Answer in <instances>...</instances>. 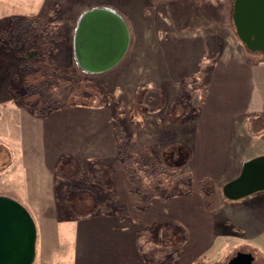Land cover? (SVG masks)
<instances>
[{"label":"rangeland","instance_id":"374dc122","mask_svg":"<svg viewBox=\"0 0 264 264\" xmlns=\"http://www.w3.org/2000/svg\"><path fill=\"white\" fill-rule=\"evenodd\" d=\"M233 6L234 0H0V31L13 26L9 18L26 13H33L57 27L56 54L50 60L57 69L55 79H64L65 69L72 68L83 80L101 87L100 100L104 104L98 107L110 115L108 123L111 124L115 144L113 113L121 109L122 148L127 146L128 153L143 150L171 169L178 168L181 174L189 173L191 192L182 195L191 194L193 189L200 193L199 183L203 179L211 181L213 193L200 194L206 204L210 203L208 207L213 204L209 216L212 221H208L207 227L192 230L191 234L196 236L191 235L192 242L185 249L178 250V233L176 236L173 232H160L153 225L138 227L136 236L148 228L153 244L173 250L174 256H167L164 264H183L192 252H197L195 257L204 253L209 264H229L238 253L249 255L251 264H264V229L235 228L239 224L233 223L234 212L225 210L227 200L222 194V186L228 182L225 177L232 172L234 161L237 158L239 161L245 153H264V137L253 139L243 127L248 115L242 114L234 122L223 161L216 129L207 134V138L212 136L207 149H202L197 143L194 151L192 124L201 105L193 102L194 97L186 92L184 82L186 78L195 80L191 76L201 72L204 74V88L212 80L214 94L210 91V101L204 108L209 111L220 104L216 91L219 83L223 84L222 80L226 85L229 80H264V51H250L239 39L232 18ZM98 8L114 10L122 18L128 31V46L113 67L91 72L81 66L77 57L76 32L81 16ZM19 35L13 28L8 30L11 38H19ZM233 56L242 58L248 65L225 64ZM252 62L260 64L255 66ZM38 64L45 65L40 60ZM17 72V60L12 53L0 48V195L22 200L27 197L24 190L27 180L40 174L39 166L27 170L29 159L33 158L32 152L43 144L53 154L59 140L53 129H32L38 126L46 128L55 122L45 117L49 113L44 118L34 116L26 106L24 97L27 90L14 76ZM190 88L192 91L199 89L195 85H190ZM61 148L64 149L65 144ZM114 154L110 160L103 161L68 158L76 164V174L62 177L60 171L56 173L55 179L60 180L55 184L57 200L65 210L57 202L58 215L55 223L51 220L55 230L51 225L49 230L43 225L38 228L42 216L34 206L33 215L38 221L34 218L37 239L32 264H73L74 228L65 224L62 218L77 220L93 214L90 213L92 206L97 200L109 199L110 190L117 200L114 204L121 208L120 219L127 222L125 224L131 223L112 188L116 174L122 171L117 145ZM61 161L64 162L63 159ZM62 188L66 191L63 195ZM130 193L140 199L142 209L153 198L146 200ZM158 195L161 194L155 196ZM119 207L117 211H120ZM136 210L142 212L136 207L133 219L137 217ZM224 217L227 218L226 223ZM204 233L208 234L210 242L211 234L215 235L208 250H202L204 245L198 246L204 237H197Z\"/></svg>","mask_w":264,"mask_h":264},{"label":"crops","instance_id":"0c3cea01","mask_svg":"<svg viewBox=\"0 0 264 264\" xmlns=\"http://www.w3.org/2000/svg\"><path fill=\"white\" fill-rule=\"evenodd\" d=\"M245 62L242 58L233 56L225 64L232 63L245 67L248 65V62ZM259 64L252 62V65L255 66ZM222 82L223 84L219 83L216 91L219 95L220 104L215 110L208 111L204 110V108L207 102L210 101V91L214 94L215 89L211 85L212 80H209L205 86L200 110L192 124V146L194 151L197 143L202 146V149H207V145L212 139V136L207 138V134L211 130L216 129L221 161H223L224 154L228 151L231 132L234 129L233 125L237 118L242 114L248 115L243 126L247 128V131L250 129L251 115L261 116L264 120V80H229L230 83L228 85L225 84V80H222ZM45 117H49L50 121L55 123L46 128L38 126L32 129H38L39 131H43V129L51 131L53 129L57 141L59 140L56 150L52 154L49 152L50 149L43 146V144H41V148L38 147L34 150L31 154L33 158L30 157L29 159L27 170L29 171L32 170V167L36 166L38 168L39 166L40 174L30 178L29 181L27 180L24 187L27 197L23 194L26 199L19 200L11 196L8 197L22 204L32 215L33 220L35 218L38 221L33 215L36 210L34 206H36L38 210L36 212L42 216L41 221L38 222V228L43 225V228L46 227V229L50 230V225L52 226L51 220L55 223L58 215V198L55 184L59 179H55L56 173L63 170L71 162L70 160L75 158L96 161L110 160L109 157L111 158L115 155L114 147L116 144L111 124H109L110 115L101 107L70 105L66 108L52 111ZM250 135L253 139H262L264 137V129L259 134ZM200 137L203 139H200ZM65 140L68 143H65ZM62 144L63 146L65 144L64 149L61 148ZM45 151L48 153L45 154ZM258 156H264V153L250 152L241 155L239 161L237 158V161L235 160L233 163L232 172L225 177V181L237 177L241 171L242 164ZM62 159L64 162L61 161ZM112 188L116 192L115 196L119 200L118 203L124 206L126 214L132 220L131 223L125 224L127 222H123V219H120L118 215L110 213L89 214V216H81L77 220L62 218V220H65V224H69L70 227L73 226L74 228V237H72L73 264H142V258L138 254L135 245L136 233L142 226L153 225V227H158L160 232L165 230L168 233L173 232L175 235L178 233L180 235V247H178V250L179 248L183 250L192 242V237L196 236L191 234L193 233L192 230L194 228L207 227L208 221L209 223L212 221L209 216L213 204L208 207L205 198L197 189H193L189 195H177L170 198H165L161 195L155 196L142 209L143 204L140 199L134 197L126 188L122 171L116 174ZM58 203L60 204L61 201ZM60 207L63 211L65 210L62 204H60ZM134 207L135 209L139 207L142 210V212L136 210V219H133L134 216H132L135 212ZM225 207V210L234 212L233 223L239 224L235 228H247L251 231L253 229H264V191L239 200H227ZM226 219V217L223 219L225 223ZM76 224L78 225L77 229ZM52 228L55 230V224ZM201 237H204V241H202L203 243H198V246L204 245L202 250H208L210 245L213 244L215 235L211 234V242L208 234L205 235L204 233L197 238ZM196 254L197 252H192L191 256L186 258L187 260L183 264H193L192 262L204 253L195 257ZM176 264L179 263L176 262Z\"/></svg>","mask_w":264,"mask_h":264},{"label":"trees","instance_id":"16d2710c","mask_svg":"<svg viewBox=\"0 0 264 264\" xmlns=\"http://www.w3.org/2000/svg\"><path fill=\"white\" fill-rule=\"evenodd\" d=\"M9 20L13 26L9 27V25L0 31V48L5 52L12 53L13 58L17 60L18 72L14 76L17 80L20 79L19 82L27 90L24 102L34 116L43 117L52 111L70 105L97 108L104 104L100 100L101 87L98 88L96 84L83 80L73 72L72 68L65 69L64 79H55L54 72L57 69L50 63V60L56 54L54 48L57 40L56 26L33 13L16 14ZM11 28L20 33L19 38L8 36V30ZM39 60L45 65L40 66ZM192 78L195 80H190V78L184 80L185 90L194 97L193 102L200 106L205 93L204 74L201 72L191 76ZM190 85L198 86L199 89L195 88L192 91ZM103 99L107 100L105 97ZM121 117L122 110H114L113 130L118 147L117 155L127 189L146 200L158 193L165 198L190 193L189 173L181 174L178 168L171 169L155 156L143 150L137 153H128L127 146L122 148L124 134L119 126ZM263 129V117L251 115L249 133L256 135ZM76 171V164L70 162L60 171V175L73 177ZM63 189H61L62 195L66 192ZM198 189L202 195L213 193L212 183L209 179H203L199 183ZM110 191L108 192L110 194L109 199L97 200L90 213H111L119 217L122 215L121 208L114 204L117 200L113 198V192ZM118 207L120 211H117ZM150 239L151 234L148 228L136 236L135 245L143 264H164V259L167 256H174L171 248L157 246ZM193 264L209 263L206 257L202 255L197 257Z\"/></svg>","mask_w":264,"mask_h":264},{"label":"water","instance_id":"95a60500","mask_svg":"<svg viewBox=\"0 0 264 264\" xmlns=\"http://www.w3.org/2000/svg\"><path fill=\"white\" fill-rule=\"evenodd\" d=\"M84 18L87 23L83 26ZM232 18L245 47L250 51H264V0H234ZM78 27L84 30L80 43L87 70L105 71L124 55L128 31L113 10H90L81 16ZM261 191H264V156L245 161L239 175L222 186L224 198L230 201ZM36 239V225L26 208L0 195V264H32ZM251 261L249 255L238 253L229 264H251Z\"/></svg>","mask_w":264,"mask_h":264},{"label":"bare ground","instance_id":"6f19581e","mask_svg":"<svg viewBox=\"0 0 264 264\" xmlns=\"http://www.w3.org/2000/svg\"><path fill=\"white\" fill-rule=\"evenodd\" d=\"M86 23H87V19L84 18V22L82 23V25L84 26ZM83 31H82L81 28H79V27L77 28V32L76 33H77V42H78V44H77V49L76 50H77V57L80 60L81 66L86 69V65H85V58L86 57H85V54L83 53L84 49L81 47V43H80L81 42V35H82L81 33Z\"/></svg>","mask_w":264,"mask_h":264}]
</instances>
